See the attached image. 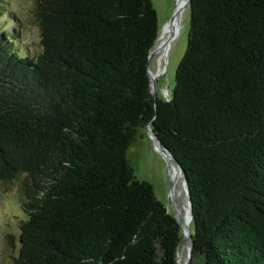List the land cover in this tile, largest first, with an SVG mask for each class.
<instances>
[{"label": "trees", "instance_id": "1", "mask_svg": "<svg viewBox=\"0 0 264 264\" xmlns=\"http://www.w3.org/2000/svg\"><path fill=\"white\" fill-rule=\"evenodd\" d=\"M6 4L0 184L19 183L25 214L13 263L178 264L182 227L128 158L150 124L187 173L189 264H264V0H192L157 107L153 0H33L37 55L19 49L15 18L2 24Z\"/></svg>", "mask_w": 264, "mask_h": 264}, {"label": "rangeland", "instance_id": "2", "mask_svg": "<svg viewBox=\"0 0 264 264\" xmlns=\"http://www.w3.org/2000/svg\"><path fill=\"white\" fill-rule=\"evenodd\" d=\"M153 3L158 14L160 35L163 27L165 29L176 15L178 3L177 0H153ZM32 6L33 0H7L5 8L11 11V17L8 15L2 24L11 29L14 26L12 18H15L18 22L14 24L20 25L19 49L25 54L37 55L42 50L41 35L33 18ZM176 26L177 23L175 28ZM190 29L191 12L187 6L182 11L177 31L164 47V56L159 51L151 62V69L157 79L158 99H171L176 86V73L188 48ZM128 158L137 178L151 183L157 197L167 206L169 212L174 216L177 212L182 213L184 218L187 217L182 221L187 222L188 205L184 208L185 185L180 171L159 150L148 128L140 129L137 141L129 149ZM24 218L25 214L19 204V183L0 184V264H14L12 256H18L20 252V224ZM191 230L194 232L192 226ZM12 235L14 239L11 238ZM184 244L185 239L180 249V264H185L187 260Z\"/></svg>", "mask_w": 264, "mask_h": 264}, {"label": "water", "instance_id": "3", "mask_svg": "<svg viewBox=\"0 0 264 264\" xmlns=\"http://www.w3.org/2000/svg\"><path fill=\"white\" fill-rule=\"evenodd\" d=\"M187 6L191 8L192 0H187L184 9ZM181 14H182V12L180 13V17H181ZM179 20H180V18H179ZM179 20H178L176 28L174 29L173 32H171L167 36L165 41L162 40L163 39V29H164V27H163L162 32L160 33L159 37L157 38L154 47L150 50V53H149V57H148V67H149L148 73H149V77H150L151 92H152V94L154 96L155 106L156 107L158 105V94H157V89H156L157 79H156V75L152 76L151 62H152L153 59L156 58V56L159 53L158 46H160V44L163 45V42H165V45H163V46H166V44L168 43L170 37L177 31ZM147 128L149 129L150 134H151L152 138L154 139V141L156 142V144L160 146L159 150L167 157L169 163L170 164L174 163L176 165V167L178 168V170L180 171V174L182 176L183 184L185 185V188H184L185 189V201H186V205H188L189 213H190L189 220L187 222H185V225L187 226V232H185V229H184V226H183L184 225L183 221H182L183 218H184L183 214H181V216H179L178 212H177L174 217L177 219L178 223L181 225L183 233H184V239H185L184 247L187 249V260H186L185 264H189L190 263V257H191V249H192L191 244L189 245V241H190V243L192 241L191 225H192V221H193V203L191 201V193H190V188H189V184H188L187 173H186V170H185L184 166L178 161V159L170 151V149L163 143V141L156 134V132L152 128V126L149 124ZM180 260H181V257L179 255L178 264H180Z\"/></svg>", "mask_w": 264, "mask_h": 264}, {"label": "bare ground", "instance_id": "4", "mask_svg": "<svg viewBox=\"0 0 264 264\" xmlns=\"http://www.w3.org/2000/svg\"><path fill=\"white\" fill-rule=\"evenodd\" d=\"M186 2L187 0H177V3H178V6H177V12H176V15L174 16V18L172 19L171 23L168 24L165 29L163 30V41L166 40L167 36L170 34V32H172L174 29H175V25L176 23H178L177 20H179L180 18V13L182 12V10L184 9L185 5H186ZM162 43V42H161ZM165 42H163V45H164ZM160 44V46H158V50L162 53V56H164V47ZM162 61V60H161ZM156 74L152 71V76H155ZM157 147L159 148L160 146L157 145ZM184 208H187L186 207V201H184ZM188 210V219H189V216H190V213H189V208H187ZM180 214L182 213H178L179 216H181ZM187 217L184 218V220L186 219ZM184 223V226H185V229L187 230V226L185 225V221L183 222Z\"/></svg>", "mask_w": 264, "mask_h": 264}]
</instances>
